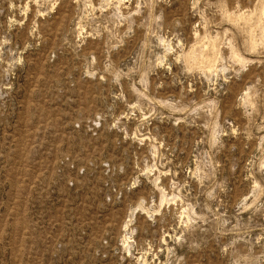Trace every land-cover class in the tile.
Here are the masks:
<instances>
[{
  "label": "rangeland",
  "instance_id": "1",
  "mask_svg": "<svg viewBox=\"0 0 264 264\" xmlns=\"http://www.w3.org/2000/svg\"><path fill=\"white\" fill-rule=\"evenodd\" d=\"M0 264H264V0H0Z\"/></svg>",
  "mask_w": 264,
  "mask_h": 264
},
{
  "label": "bare ground",
  "instance_id": "2",
  "mask_svg": "<svg viewBox=\"0 0 264 264\" xmlns=\"http://www.w3.org/2000/svg\"><path fill=\"white\" fill-rule=\"evenodd\" d=\"M254 15V14H253ZM241 16V15H240ZM242 16H243V14H242ZM252 16V15H251ZM245 17H247L246 15L244 16V19H246ZM248 18V17H247ZM260 18V17H259ZM254 35V34H253ZM194 51V50H193ZM192 52V51H191ZM203 57V56H202ZM213 63V62H212Z\"/></svg>",
  "mask_w": 264,
  "mask_h": 264
}]
</instances>
